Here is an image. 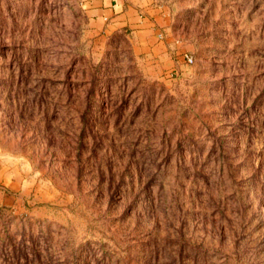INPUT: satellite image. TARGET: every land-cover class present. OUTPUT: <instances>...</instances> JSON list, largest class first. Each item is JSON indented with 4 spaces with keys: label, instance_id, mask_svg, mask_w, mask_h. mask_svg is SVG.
Instances as JSON below:
<instances>
[{
    "label": "rangeland",
    "instance_id": "obj_1",
    "mask_svg": "<svg viewBox=\"0 0 264 264\" xmlns=\"http://www.w3.org/2000/svg\"><path fill=\"white\" fill-rule=\"evenodd\" d=\"M86 9L0 0V264H264V0Z\"/></svg>",
    "mask_w": 264,
    "mask_h": 264
},
{
    "label": "crops",
    "instance_id": "obj_2",
    "mask_svg": "<svg viewBox=\"0 0 264 264\" xmlns=\"http://www.w3.org/2000/svg\"><path fill=\"white\" fill-rule=\"evenodd\" d=\"M87 13L96 19H110L111 23L128 24L132 22L135 0H82ZM140 22V21H138Z\"/></svg>",
    "mask_w": 264,
    "mask_h": 264
},
{
    "label": "built area",
    "instance_id": "obj_3",
    "mask_svg": "<svg viewBox=\"0 0 264 264\" xmlns=\"http://www.w3.org/2000/svg\"><path fill=\"white\" fill-rule=\"evenodd\" d=\"M183 59H184V61H185L187 64H192V62H193V57L190 56V55H187V54H185V55L183 56Z\"/></svg>",
    "mask_w": 264,
    "mask_h": 264
}]
</instances>
